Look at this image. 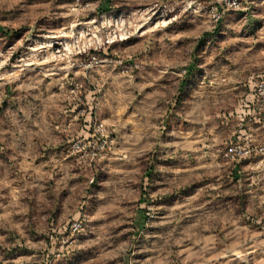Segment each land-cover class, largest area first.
Returning a JSON list of instances; mask_svg holds the SVG:
<instances>
[{"label":"clouds","instance_id":"obj_1","mask_svg":"<svg viewBox=\"0 0 264 264\" xmlns=\"http://www.w3.org/2000/svg\"><path fill=\"white\" fill-rule=\"evenodd\" d=\"M0 264H264V0H0Z\"/></svg>","mask_w":264,"mask_h":264}]
</instances>
